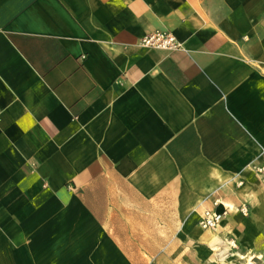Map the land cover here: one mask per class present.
<instances>
[{
  "label": "crops",
  "instance_id": "crops-1",
  "mask_svg": "<svg viewBox=\"0 0 264 264\" xmlns=\"http://www.w3.org/2000/svg\"><path fill=\"white\" fill-rule=\"evenodd\" d=\"M254 165L264 0H0V264H178L211 234L207 264H264Z\"/></svg>",
  "mask_w": 264,
  "mask_h": 264
},
{
  "label": "built area",
  "instance_id": "built-area-1",
  "mask_svg": "<svg viewBox=\"0 0 264 264\" xmlns=\"http://www.w3.org/2000/svg\"><path fill=\"white\" fill-rule=\"evenodd\" d=\"M139 46L144 49L164 50V51H182L184 46L180 43L176 37L167 31H155L154 33L147 35L140 39ZM252 171L259 178L260 183L264 187V166L254 165ZM240 188L243 186V182L237 183ZM221 205L220 201L214 202L212 209L204 210L199 219V225L204 230L217 231L223 220L231 212L230 207H224L222 211H218L217 208ZM236 211L242 214L244 217H248L250 210L248 204H242L236 208ZM232 249L236 248V244L231 242L229 245Z\"/></svg>",
  "mask_w": 264,
  "mask_h": 264
},
{
  "label": "rangeland",
  "instance_id": "rangeland-1",
  "mask_svg": "<svg viewBox=\"0 0 264 264\" xmlns=\"http://www.w3.org/2000/svg\"><path fill=\"white\" fill-rule=\"evenodd\" d=\"M175 219L168 218L167 225L168 226H174L179 223V219H176L177 223H174ZM201 231H203L201 228H199ZM170 239V236L168 235V240ZM182 247L184 249L181 252L173 251L174 254H177V262L178 264H207V260L211 259L212 257L206 259L208 255V250L204 244H201L200 242L194 243L193 241L188 240L187 238H183ZM172 252V251H171ZM182 255V259H179L178 256ZM228 255L219 256L215 262V264H226L230 262H234V264H247L245 261L242 262V260H236L235 258H232L231 261L227 260ZM179 259V260H178ZM240 259V258H238Z\"/></svg>",
  "mask_w": 264,
  "mask_h": 264
},
{
  "label": "bare ground",
  "instance_id": "bare-ground-1",
  "mask_svg": "<svg viewBox=\"0 0 264 264\" xmlns=\"http://www.w3.org/2000/svg\"><path fill=\"white\" fill-rule=\"evenodd\" d=\"M216 239L217 236L215 234H211L208 238L205 239V245L208 246L211 242L215 241Z\"/></svg>",
  "mask_w": 264,
  "mask_h": 264
}]
</instances>
